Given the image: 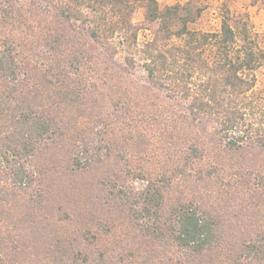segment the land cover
I'll use <instances>...</instances> for the list:
<instances>
[{
	"label": "trees",
	"instance_id": "16d2710c",
	"mask_svg": "<svg viewBox=\"0 0 264 264\" xmlns=\"http://www.w3.org/2000/svg\"><path fill=\"white\" fill-rule=\"evenodd\" d=\"M17 1L0 0V221L7 225L0 230V264H12L5 254L19 252L46 260L36 264H156L163 254H170L165 264H264V224L256 217L264 199L251 203L253 217L237 213L245 234L232 238L228 224L200 201L179 196L170 205L165 202L176 175L201 181L220 170L203 164L222 152V144L226 153H242L243 159L251 155L247 163L244 159L246 172L239 173L245 176L242 185L264 195V161L259 163L264 157V87L258 88L264 47L255 40L249 16L221 6L219 29L204 31L190 26L205 10L193 0L163 8L157 0H142L145 16L139 23L134 21L136 0H40L31 11L41 10L42 19L24 13ZM143 29L152 37L140 44ZM80 33L127 73L140 67L151 87L182 106L181 121L190 130L173 138L188 145L170 176L162 171L150 177L137 170L135 178L145 182L135 191L126 182L135 170L119 171L106 163L112 155L110 122L101 125L103 116L98 115L91 120L98 128L95 139L73 131L69 114L84 112L81 106L69 107L85 102L103 62L78 40ZM172 114L177 121V113ZM198 127L202 139L194 134ZM58 150L65 158L63 172L74 177L85 173L70 185L72 193L92 202L83 215L107 236L116 233L118 220L130 218L153 249L145 260L126 261L127 246L117 248L119 239L108 240L114 246L110 251L101 234L61 230L45 221L53 196L47 184L57 169ZM258 154L260 160L249 163ZM93 170L101 172L99 177L86 176ZM112 200H121L122 212L102 221L101 215L113 214ZM67 214L59 219L77 221V213Z\"/></svg>",
	"mask_w": 264,
	"mask_h": 264
},
{
	"label": "rangeland",
	"instance_id": "374dc122",
	"mask_svg": "<svg viewBox=\"0 0 264 264\" xmlns=\"http://www.w3.org/2000/svg\"><path fill=\"white\" fill-rule=\"evenodd\" d=\"M142 0H136L138 6L137 11L134 15L135 22H141L145 16V8ZM160 7L163 8L166 5H172L175 3H185L189 0H157ZM197 5H205L200 18L190 26L193 29H200L204 31L217 30L220 27L221 22V6L228 7L231 12L235 15L247 14L253 22V32L255 40L259 47H264V0H193ZM21 9L24 13H29L31 18L42 19L43 15L41 10L34 8L31 11L32 6H39L40 0H18ZM21 11V12H22ZM18 12V11H17ZM35 12V13H34ZM19 13V12H18ZM39 14V15H37ZM20 17V14H17ZM24 27L26 25H23ZM66 25H64L65 27ZM63 27V25H61ZM27 29V28H25ZM79 35V41L84 43L87 50L96 51L100 57L101 62L99 73L95 76L96 86L90 88L86 92L85 102H77L76 107L69 109L78 110L79 106L84 112L83 116H77L78 111L71 112L69 121L73 127L74 132H83V135H88L92 138H97L94 128V122L91 120L96 116H103L101 125L110 122V128H108V139L110 140L111 148L109 149L111 157L107 156L106 163L111 164L112 168L117 170L133 169V176H130L126 180L129 187H136L135 191H138L144 184L142 179L135 178L137 170L142 174H146L150 177H154L160 172L167 171L170 176L174 168V164L178 159L179 154L183 149L186 148L188 142H185L183 138L179 140L173 138V135L183 134L185 130H190L188 125L183 123L181 120V113H184L181 105L176 104L166 95L165 91L151 87L150 84L145 80L144 72L139 68H136L132 73H127L120 66L115 63L107 61L106 56L100 54V46L92 42L87 36L83 34ZM152 37L151 33L147 29L140 31L139 43L143 44L146 40ZM30 44V42H28ZM39 45L38 42L33 43ZM85 48V49H86ZM106 58V60H105ZM120 59V55L116 57ZM115 64V65H114ZM107 66L111 68L107 69ZM146 84V87L142 85ZM264 87V70L258 72V88ZM172 112H176V119L172 118ZM171 115V117H170ZM191 131H192V127ZM87 131V132H86ZM203 131L201 128L194 132L195 136H199L200 139L204 138L201 134ZM213 130L208 129V134L211 137ZM208 140V135L206 134ZM101 137V136H100ZM211 143V142H210ZM209 144V142H208ZM212 144V143H211ZM222 144V152L219 155L213 154L211 158H207L203 168L207 169L209 163L218 165L220 170L213 174L205 177L203 180L198 181L194 176L189 175H176L173 182L169 186V191L165 202L170 205L171 202L178 199L179 196L185 200H197L202 203L203 206H207L213 210L219 217V219L228 224L226 227L230 228L228 234L229 238L237 233L240 237H243L241 226L238 224L237 213L243 211L244 214L254 216V205L251 203H259L264 199V195L261 196L259 192L256 193L255 188L252 186L247 187L242 185L245 176L240 177V172H246V166L243 163H247L251 157L244 159L240 154L242 153H231L225 152ZM257 152V151H256ZM258 153V152H257ZM60 150L55 154L57 156L56 164L57 169L54 175H51L48 180L47 187L52 191V199L48 204V209L45 211V216L49 217L45 221L50 224L65 230L82 229L85 234L102 235L104 243L109 247L110 251L113 250L114 246L108 243V240L113 241L114 239L121 240L122 249L127 246L124 252V258L126 261H130L132 257L141 260H145V257L149 255V252H153L151 244L143 237L141 232L132 226L130 218H124L121 221L118 220L119 226L115 229L116 233H112L109 236L102 233V229L88 221L87 217L83 215L92 202L86 203L79 194L72 193L70 191V185L79 180V176L74 177L64 171L65 158ZM109 154V155H110ZM253 157V156H252ZM43 158H46L43 155ZM261 155H257L255 160L249 163H253L260 160ZM209 159V160H208ZM264 161V157L260 160ZM47 162V160H45ZM243 165V168L240 166ZM175 171V170H173ZM100 171H89L86 176L99 177ZM140 176V175H138ZM249 178V176H247ZM50 185V186H48ZM62 187L61 192L58 188ZM57 188V189H56ZM53 189V190H52ZM67 195V197H65ZM173 201V202H174ZM121 200L110 202V206L113 207V214L101 215L102 221L110 217L117 216L120 214L121 208L119 206ZM118 206V207H117ZM103 207V206H102ZM105 209H109V205L104 206ZM122 207V206H121ZM98 206H94V209H98ZM102 209V208H101ZM257 209V208H256ZM262 213L256 217L260 218L262 225L264 224V208ZM168 211V209H166ZM77 213V219L70 221L69 223L60 220L59 218L68 217L67 213ZM82 213V214H81ZM129 214V212H127ZM126 213V215H127ZM232 224L234 226L232 231ZM4 227L7 228L5 222L0 221V230ZM101 229V230H100ZM252 235H255L252 233ZM134 237V238H133ZM93 239V238H92ZM225 249V248H224ZM149 251V252H148ZM135 254V257L133 256ZM132 255V256H130ZM226 255V253L224 254ZM34 257V256H33ZM170 254H163V259L158 261L156 264H165L164 260L168 259ZM8 263L12 264H36L38 260H42V256L31 258L26 253H17V255L5 254ZM46 258V257H44ZM140 260V261H141ZM136 261V260H135ZM140 261H136L140 263ZM130 263V262H129ZM135 263V262H133ZM170 264V263H169Z\"/></svg>",
	"mask_w": 264,
	"mask_h": 264
}]
</instances>
